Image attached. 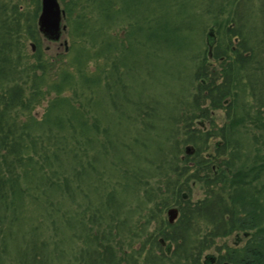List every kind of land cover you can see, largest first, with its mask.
<instances>
[{"label":"trees","instance_id":"trees-1","mask_svg":"<svg viewBox=\"0 0 264 264\" xmlns=\"http://www.w3.org/2000/svg\"><path fill=\"white\" fill-rule=\"evenodd\" d=\"M30 1L31 13L0 0V264H264V0L256 10L249 0H232L231 17L206 38L182 125L160 117L155 146V104L147 101L151 111L142 115L122 76L125 56L153 39L139 35L134 2L60 0L71 35L83 42L74 40L62 67L49 64L59 72L50 75L38 46L40 0ZM216 8L223 17L226 7ZM122 22L129 27L115 42L111 27ZM26 39L34 43V62L25 56ZM119 49L122 65L114 56ZM98 56L103 69H88ZM42 101L38 117L33 110ZM103 101L117 125L102 120ZM220 109L224 124L202 128L209 111ZM152 180L156 188L147 189ZM196 184L204 196L193 202ZM136 190L143 197L134 198ZM171 207L178 217L169 224L164 213ZM146 210V225L156 228L129 255L121 237L140 240L144 227L132 230L131 220ZM233 234L245 238L241 246L238 239L216 245ZM210 250L216 256L203 263Z\"/></svg>","mask_w":264,"mask_h":264},{"label":"rangeland","instance_id":"rangeland-1","mask_svg":"<svg viewBox=\"0 0 264 264\" xmlns=\"http://www.w3.org/2000/svg\"><path fill=\"white\" fill-rule=\"evenodd\" d=\"M9 1L18 4L20 3L22 6L21 8L30 13L33 10L34 3H31L32 1L30 0ZM65 1L68 3L69 0ZM128 2H134L135 4L133 13L141 23V29L143 28L139 35L145 37L148 34H152L153 39L145 49H143L144 46H142V48H137L135 53L125 56L130 63H127V67L122 69L124 72L125 70L128 72L126 75L124 74L122 76H124L125 82L128 85L133 105L143 110L142 115L147 114V111L152 108V103L147 107L145 106L147 101L152 100L151 102L155 104V123L158 129L156 134H152L150 137L151 144L155 146L157 143H160L158 142V131L161 128L160 117L164 118L170 116L171 119L169 120V123L173 120V122L176 121V123L180 122L179 126L182 125L183 119H180V115L183 114L182 109L185 111L187 110L191 100L190 96L195 92V87L199 83L193 76L194 73H196L199 61H201L203 55L206 54V36L210 30H213L214 34H216L218 27H221L223 18L228 19V17H231L230 13H232L234 6L232 0H128ZM249 2L250 6L256 10L258 7V0H249ZM59 3L63 9L64 4L60 2V0ZM219 3L226 7L224 10L225 15L223 17H217L215 15L218 13L216 7ZM209 6H211V9L208 11L207 8ZM40 12L41 9L37 15L36 23ZM78 12H80V10H78ZM235 17L236 15H234V18ZM66 19L65 14L62 25H65L66 30L62 31L61 38L58 40L59 42L47 39L44 40L45 38L42 39L39 35L40 42L38 46L41 48L43 60L48 63V68H50L48 74L50 75L58 72V69L49 67V64L56 67H62V64L65 63L64 60L66 59L67 61V58L64 59L63 57L65 55H67L68 58L71 57V48L74 46V40H76L77 43L83 42L80 39H75L71 35L70 25L69 23L67 24ZM126 23L127 22H122L121 26L111 27L112 31H110V35L111 37L116 38L115 42L123 37L124 31H127L129 26ZM235 24V21H233L228 25L232 28L235 27ZM218 37L219 35H217V38ZM165 38H167L168 42L163 41ZM33 45L34 43L30 39H26L24 42L25 56L29 57L27 59H29L30 62L35 61L32 56V54L35 53V47H33ZM133 47L134 45L131 46V49H133ZM119 50L120 51L114 54V56L117 57V59L119 57V65H122L120 63L122 49ZM195 53L197 54L194 56ZM99 57L100 56L89 61L87 68L92 70L103 69V58ZM210 62L212 63L211 67L213 66L219 69L217 61L211 60ZM167 102L176 104L179 111L170 113L171 107L166 108L167 106L164 104ZM46 104V101H42L41 105L34 108L33 114L40 117ZM105 104L106 103L103 101V104L97 107V111L102 116V120L110 122L112 119L117 125L118 121L114 118L112 111H105ZM143 120L148 121V117L146 116ZM196 121L193 122V125L194 127H199L197 126ZM209 121L213 122L215 126H222L226 121L225 111L223 109L209 111V119H204L202 128L210 129L212 126L209 125ZM162 123L164 126L169 124L166 122ZM216 141L218 140L214 139L209 142L208 146L210 147L209 150L211 149L210 153L214 152V148L212 147H214L213 145ZM184 148L186 154H189L190 150L193 149L192 144H189ZM154 150L157 152L156 148ZM206 152L207 151H205L203 155H206ZM154 182L155 181L152 180V182L148 183L147 186L145 185V187L147 189L156 188ZM133 194L134 198H136V195L143 197L142 191L140 192L139 190H136ZM128 195L129 194L119 192V196L125 201L127 200ZM203 196V188L201 185L196 184L191 187L189 196L191 201L195 202L202 199ZM133 205V203L129 204L127 210L132 209ZM164 217L167 219V211L164 213ZM148 218L149 213H147V210L137 211L132 216V230L135 227L143 226V234L141 235L140 240L134 239L135 241L121 237L123 241H126L123 249H121L122 251H127V254L129 255L134 253V251L140 252L142 246L141 240L146 237V234L148 235L149 233L154 232V229L156 228V224H153L152 226L146 225ZM15 230L17 231L18 229L15 228ZM237 237L236 234H233L227 238L218 240L216 245L219 247L235 246L236 239H238V246H241L245 238H243L242 234H239V238ZM244 237H246V235H244ZM130 243L132 244L129 246ZM163 245V248L166 249L167 244ZM148 248L149 246H147V249ZM149 249H151V246ZM205 255L214 256L215 252L214 250L205 252L202 257L203 263ZM132 257H134V255H132Z\"/></svg>","mask_w":264,"mask_h":264},{"label":"water","instance_id":"water-1","mask_svg":"<svg viewBox=\"0 0 264 264\" xmlns=\"http://www.w3.org/2000/svg\"><path fill=\"white\" fill-rule=\"evenodd\" d=\"M64 10L61 8L58 0H41V12L38 17L37 25L39 32L43 37L50 41H58L61 38L62 31L66 27L62 25L64 19ZM207 38L213 39V32L209 31ZM207 42L209 43V40ZM209 47H211L209 45ZM178 217V210L171 208L167 211V220L169 224L175 222Z\"/></svg>","mask_w":264,"mask_h":264},{"label":"flooded vegetation","instance_id":"flooded-vegetation-1","mask_svg":"<svg viewBox=\"0 0 264 264\" xmlns=\"http://www.w3.org/2000/svg\"><path fill=\"white\" fill-rule=\"evenodd\" d=\"M42 39H44L43 37H41ZM44 40H46V39H44ZM57 42H59V41H57Z\"/></svg>","mask_w":264,"mask_h":264}]
</instances>
